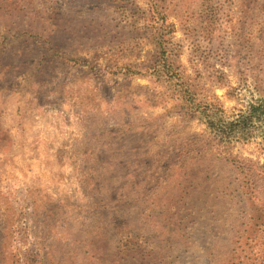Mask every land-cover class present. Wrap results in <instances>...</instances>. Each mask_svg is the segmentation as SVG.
Masks as SVG:
<instances>
[{"label":"rangeland","instance_id":"374dc122","mask_svg":"<svg viewBox=\"0 0 264 264\" xmlns=\"http://www.w3.org/2000/svg\"><path fill=\"white\" fill-rule=\"evenodd\" d=\"M166 1L174 64L213 117L264 102V0ZM148 11L147 0H0V264H224L229 227L264 216V187L241 176L264 175V117L252 136L222 140L172 104L146 107L159 93L142 76L156 59ZM144 118L155 122L108 135ZM259 243L264 264V231Z\"/></svg>","mask_w":264,"mask_h":264},{"label":"trees","instance_id":"16d2710c","mask_svg":"<svg viewBox=\"0 0 264 264\" xmlns=\"http://www.w3.org/2000/svg\"><path fill=\"white\" fill-rule=\"evenodd\" d=\"M149 11L145 16L149 30L151 33L146 32L147 37L143 40H149L155 47L156 59L152 61V64L145 69L147 74L143 73L142 76L148 77L155 87L159 89L158 98L156 101L151 102L147 108H155L158 105L172 104V108L168 113L176 112L180 118V122H188L193 119L204 121L209 126V129L215 132L220 139L230 140L235 139L240 141L241 139L248 138L253 135L254 120H259L264 117V102H260L258 105H250L247 114H241L237 119L233 121H222L215 119L211 114L212 105L208 102L201 100L197 92L193 89L192 85L186 82L178 73L177 68L174 64L171 52L169 51V45L172 42V37L175 31V27L168 22L166 15L167 5L166 0H147ZM138 14V10L135 15ZM142 35L137 38L142 39ZM125 70V73L131 75H140V69H131L128 66H123L120 71ZM141 102V101H139ZM155 122V119H142L132 120L126 124H123L121 129H113L108 133L109 136L131 134L139 129L148 128ZM188 148H179L178 157H186ZM113 161L101 166V168H107L113 165ZM128 166L130 169L131 161H126L120 166ZM171 171H176L178 168L175 164L171 165ZM241 172V171H240ZM243 178V185L249 186V190L257 191L258 187H264V175L258 174L254 177V185H250L251 181L248 179L243 172H241ZM148 180H142L140 186V192L138 196L130 192L132 196H136V200L131 199L135 205L137 200H140V194L144 190V183ZM175 192L178 193V186L174 187ZM172 192V190H171ZM176 197V196H175ZM252 203V202H251ZM259 206V204H254ZM149 210V209H148ZM264 211V206L257 208L254 213L261 214ZM241 214H246L243 211ZM248 215V214H247ZM263 217L253 215L249 217V220L253 223L250 225L249 222H240L236 227H229L233 231L231 239L228 240V249L230 250V258L224 261V264H258V253H260L259 240L261 237V231H264ZM246 219V221H249ZM251 229V231L248 229ZM253 230V231H252ZM137 247L140 250V246L137 243H131L130 247ZM128 250V247H127ZM258 252V253H257Z\"/></svg>","mask_w":264,"mask_h":264}]
</instances>
